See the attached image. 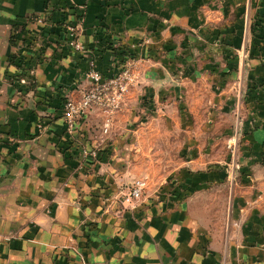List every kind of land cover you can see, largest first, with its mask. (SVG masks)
<instances>
[{
	"label": "crops",
	"instance_id": "crops-1",
	"mask_svg": "<svg viewBox=\"0 0 264 264\" xmlns=\"http://www.w3.org/2000/svg\"><path fill=\"white\" fill-rule=\"evenodd\" d=\"M123 43L154 57L158 98L177 99L165 72L218 114L244 88L242 171L186 169L122 208L130 180L67 132L63 107ZM0 264H264V0H0Z\"/></svg>",
	"mask_w": 264,
	"mask_h": 264
},
{
	"label": "rangeland",
	"instance_id": "rangeland-1",
	"mask_svg": "<svg viewBox=\"0 0 264 264\" xmlns=\"http://www.w3.org/2000/svg\"><path fill=\"white\" fill-rule=\"evenodd\" d=\"M142 45L123 43L114 46L110 72L100 70L93 59L89 62L86 71L89 84L81 90L79 97L73 99L79 100L84 91H95L99 84L88 76L93 70L100 73L102 83L114 81V87L107 88L102 101L92 102L85 116L79 117L75 132L78 130L85 137L80 141L81 146L108 152L117 163L118 172L130 180L123 189L134 179L142 178L146 183L143 195L149 197L167 185L173 190L175 184L171 179L186 169L242 171L243 166L237 164L242 155L239 145L247 141L244 111L248 100L244 88L237 84L233 86L230 110L218 114L224 107L181 99L184 86L179 83V77L173 81L165 72L163 78L172 83L168 88L174 89L177 99L158 98L154 95L156 88L146 84V80L152 78L147 74V66L152 64L154 57L144 55ZM86 50L83 47L82 52ZM169 92L159 91L158 95L162 97ZM207 105L214 115L207 116ZM106 122L109 125L107 131L104 130ZM106 145H109V151L103 150ZM123 189L119 192L122 208L136 207V204L123 203Z\"/></svg>",
	"mask_w": 264,
	"mask_h": 264
},
{
	"label": "built area",
	"instance_id": "built-area-1",
	"mask_svg": "<svg viewBox=\"0 0 264 264\" xmlns=\"http://www.w3.org/2000/svg\"><path fill=\"white\" fill-rule=\"evenodd\" d=\"M68 30V44L74 49L81 50L83 49V44L79 40V29L77 24H69L67 27ZM245 56V54L243 55ZM89 78L93 80L94 83L99 84L95 91L90 90L88 92H83L81 98L79 100L68 98L64 103L63 107V116L65 119L66 130L72 135L75 132L76 124L81 116H85L88 109L92 106V102L102 101V95L106 92V89L111 85L114 87V81H109L106 83H102L101 75L97 71L93 70L88 74ZM117 85V82H115ZM122 88V86H121ZM240 95V94H239ZM240 98V96H239ZM109 129V125L106 122L104 130L107 131ZM238 133V131L236 132ZM91 151V152H90ZM96 150L85 149L83 151L84 154H92L96 155ZM146 183L144 179L137 178L131 181L122 191L123 195V203L126 205L136 204L142 199L144 189Z\"/></svg>",
	"mask_w": 264,
	"mask_h": 264
},
{
	"label": "trees",
	"instance_id": "trees-1",
	"mask_svg": "<svg viewBox=\"0 0 264 264\" xmlns=\"http://www.w3.org/2000/svg\"><path fill=\"white\" fill-rule=\"evenodd\" d=\"M16 40H17V35H16V33H14L12 36H11V39H10V41H11V43L12 44H16ZM20 63V62H19ZM18 63V64H19ZM24 74H20L19 76H23ZM20 78V77H19Z\"/></svg>",
	"mask_w": 264,
	"mask_h": 264
}]
</instances>
